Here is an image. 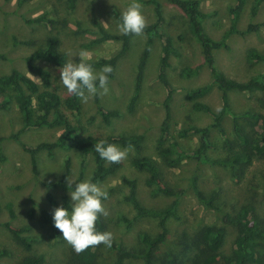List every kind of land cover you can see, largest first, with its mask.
<instances>
[{
	"label": "rangeland",
	"instance_id": "obj_1",
	"mask_svg": "<svg viewBox=\"0 0 264 264\" xmlns=\"http://www.w3.org/2000/svg\"><path fill=\"white\" fill-rule=\"evenodd\" d=\"M162 4L163 21L161 29L173 37L176 46L181 51V56H171L170 65L166 69L167 78L174 88L170 99L171 113L169 124L171 138L177 140L187 150H194L200 144L199 135L192 134L187 138L179 137L177 132L190 125L207 127L212 123V117L206 113L192 109L191 102L186 98L187 91L195 86L211 81V75L203 66L201 73L190 78L183 77L180 72L185 66H195L202 62L200 44L188 30V18L177 7L167 0H159ZM236 0H202L201 9L208 14L204 21L206 31L215 39H220L230 26L229 7ZM143 5L142 12L147 23L157 20L155 5L138 0ZM131 0H75L74 7L69 0H0V53L5 54V59H0V76L12 72L13 69L30 75L40 82L38 76L29 72L26 56L44 46L48 36H57L60 41V50L67 53L68 60L73 59L79 63V53L83 50L88 53L89 60L110 58L122 48L119 39L108 40L95 44L90 49L83 44L97 38L98 28L93 24V19L100 21L110 33L120 34L119 21L112 13L116 7L121 12L127 9ZM253 0H247L246 7L241 15L240 28L244 29L250 22H264V3L257 16L251 17L250 9ZM45 15L43 22H28L30 18ZM81 29L89 31L79 32ZM183 35L184 39H179ZM147 36H134L129 49L121 54L117 61V68L113 79L109 82V93L99 96V104L106 110L119 112L111 124L105 123L98 111L96 95L90 97L87 103L81 101V115L78 119L72 115L71 110L66 114L74 122L80 121L82 125L97 136L109 135H134L144 136L143 149L137 152L133 147L127 159L122 162L117 172L97 183L111 194L104 201L108 212L103 215L106 222L104 232H112L113 244L121 245L127 249L140 251L144 246L139 240L141 232H148L155 236L161 232L158 219L142 217L134 220L132 225L119 218L124 215L132 219L136 210L125 199L130 191L124 178L137 181L138 197L147 207L162 208L169 205L176 196L163 193L154 194L152 188L146 183L148 173L132 165L136 156H150L160 164L163 176L162 185L180 191L187 188L193 175L205 190L219 192L218 205L221 210L205 209L198 203L194 193L188 191L179 200V218L171 217L167 220L169 232L165 244H161L156 252L155 264H165L167 252L179 255L184 264H195L196 256L200 252L196 237L206 224L226 225L227 238L222 249L224 254L232 251L236 230L224 222L225 213H234L243 204H252L264 217V158H255L251 166L242 172L241 177L233 176L229 168L214 165L196 159H185L178 167L168 168L158 151V139L161 127L167 115L165 104L169 88L159 78V61L161 56L162 41L155 39L152 51L148 58L142 89L133 111L128 109L129 101L134 93L138 64L145 47ZM231 49H222L216 53L219 68L228 76L238 80H248L251 77L264 73V62H249L247 50L256 48L264 53V26L259 32L248 34H233L228 39ZM88 60V61H89ZM39 64L51 69L55 76V84L62 96L67 95V90L60 81V69L50 61L37 60ZM96 71L102 67L93 66ZM55 86V85H54ZM221 91L214 86L212 91L203 99L215 110L222 106ZM0 93V104L4 100ZM230 105L234 112L261 110L259 98L263 94L256 92H230ZM233 116L227 114L224 126L230 136H233ZM240 122L249 127L247 119L241 118ZM23 127L22 114L14 101L7 107H0V257L1 264H19L27 255L45 254L44 264H73L71 259L72 247L64 240L53 235L50 226L41 220L42 210L53 216L54 209L65 206L63 197L68 196L71 201L70 189L59 186L48 187L57 181L65 168V161L71 158V173L69 177L75 182L84 162L86 165L84 180H90L95 169L92 156L82 155L75 150L56 148L52 152L46 149L36 154L37 172L35 173L31 153L24 149L22 143L33 147L41 142H52L61 133V128L32 127L21 130ZM21 130V132H20ZM19 133V140L11 137ZM169 140V141H170ZM210 145L208 154L216 157L224 154L223 140L216 128H210ZM167 145L169 143H166ZM121 148V144H116ZM73 182V184H74ZM68 183V181H67ZM48 194H51L50 200ZM11 205L16 213L12 217L9 212ZM67 208V207H66ZM34 212L30 214L31 210ZM10 221L14 226H31L26 235L35 238L33 249L26 250L19 244L11 232L2 223ZM108 248L101 244L98 250V262L101 264H115L119 251L113 247ZM123 264H145L142 258H126Z\"/></svg>",
	"mask_w": 264,
	"mask_h": 264
},
{
	"label": "trees",
	"instance_id": "obj_2",
	"mask_svg": "<svg viewBox=\"0 0 264 264\" xmlns=\"http://www.w3.org/2000/svg\"><path fill=\"white\" fill-rule=\"evenodd\" d=\"M27 0H19L20 3ZM143 2L152 3L155 5L157 20L148 23L144 34L147 36V41L138 64V72L134 93L129 101L128 109L134 110L135 103L138 100L141 89L144 71L152 46L155 39L160 38L162 41L161 56L159 61V78L169 88V94L165 104L167 109L166 118L161 127V135L158 139L159 155L168 168L178 167L185 159H196L198 161L220 165L229 168L233 176L241 177L242 172L251 166L255 158H264V73H260L251 77L248 80H238L228 76L219 68L216 59V53L222 49H231L228 39L233 34H248L251 32H259L264 22H250L246 28H240V20L244 11L247 0H236L229 7L230 26L224 32L220 39L213 38L205 29L204 21L208 14L201 9L202 0H167L169 3L177 7L188 18V30L195 40L200 44L202 51V62L195 66H185L182 68L180 75L183 77H193L201 73L203 66L207 68L211 75V81L190 88L186 93V98L191 102L192 109L206 113L212 117V123L207 127H199L190 125L181 128L177 134L179 137L187 138L192 134L199 135L200 144L194 150L187 151L181 144L175 140H170V124L169 115L170 99L173 96L174 88H172L166 74V69L170 65L171 56H181L180 49L176 46L173 37L164 33L161 29L163 21L162 4L159 0H142ZM70 6L74 7L75 0H69ZM264 0H253L250 9L251 17H255L260 12V8ZM112 13L119 21L122 22V12L113 7ZM45 15L36 18H30L28 22H43ZM93 24L98 28L100 34L97 38L86 42L83 47L90 49L95 44H100L108 40L119 39L122 41L121 50L110 58H100L98 60H89L92 66L104 67L111 65L113 72L109 75V82L113 79L117 61L121 54L129 49L130 42L135 35H122L110 33L107 28L98 20L93 19ZM89 31V29H81L79 32ZM179 39H184L183 35ZM247 60L249 62H264V53L256 48L247 50ZM6 55L0 53V59H5ZM26 63L30 73L38 76L40 82L36 81L30 75L13 69L12 72L0 76V93L4 94V100L0 107L7 108L12 101L17 105V108L22 114L23 127L25 130L32 127H51L61 128L62 131L57 138L52 142H41L36 146L30 147L22 143L24 149L31 153L32 164L35 173L37 172L36 154L46 149L52 152L56 148L67 150H75L82 155L92 156L95 161V169L90 180L94 183H99L114 175L122 162L119 164L109 163L101 159L98 152L95 151V144L100 140H104L106 144H121L123 147L132 145L137 152L143 149L144 136L141 134L134 135H109L97 136L94 132L87 130L81 122L74 123L66 114V110H71L72 115L77 119L81 115L80 99L74 95L67 93L62 96L59 88L55 84V76L51 69L45 65L39 64L37 60L50 61L56 66H63L68 61L66 52L60 50V41L57 36H48L44 46L39 47L34 52L26 56ZM55 85V86H54ZM216 86L221 91L222 106L215 110L211 104L203 100ZM260 92L263 97L259 98L261 110L234 112L230 105V92ZM96 103L98 111L101 114L105 123L111 124L114 117L119 115L116 110H106L98 102L99 96L96 95ZM227 114H231L233 120V136H230L224 126V119ZM247 119L249 127L240 122V119ZM210 128H216L223 140V152L216 157L208 154L210 145L209 134ZM20 130V132H21ZM12 134L11 137L19 140V133ZM4 137L0 136V142ZM170 140V141H169ZM166 143H169L168 145ZM132 165L137 169L146 171L148 177L146 183L152 188L154 194L163 193L169 196H176L169 205L162 208L147 207L143 205L138 197L137 181L134 179L124 178V182L129 186L130 191L125 195V199L129 201L136 214L132 219L126 218L123 214L119 215L120 219L125 220L128 225H132L134 220L142 217H153L158 219L162 230L157 235L153 236L148 232H141L139 240L144 246L140 251L127 249L121 245L113 244V247L119 251L118 258L115 264H123L126 258H142L145 264H155L154 259L156 252L161 244H165L169 227L167 220L171 217L179 218L178 206L180 197L191 191L194 193L199 204L205 209L220 211L218 205L219 192L217 190H205L201 187L197 175H193L190 179L187 188L180 191L172 189L170 186H163V176L161 173L160 164L155 158L150 156H136L132 159ZM86 165L83 162L80 173L73 184L82 182L85 177ZM71 173V158L65 161V168L61 177L52 184H47L48 187L59 186L64 189L68 188V178ZM264 186V184H263ZM109 195L111 191H108ZM49 199H52L51 194H48ZM109 197V196H108ZM64 204L67 208L71 206L68 196L63 197ZM105 201V200H104ZM103 201V204H104ZM10 215L14 218L16 213L11 205H9ZM34 212L31 210L30 214ZM224 222L231 225L236 230L232 251L230 254H224L222 249L227 238L226 225L206 224L200 230L196 237L197 246L200 248L199 254L196 256L195 264H264V217L258 213L257 209L252 204H243L234 213H225L223 215ZM41 220L50 226L53 235L58 238H63V234L54 226L53 216L48 211L42 210ZM1 224V223H0ZM13 235L14 239L21 244L26 250L33 249L35 238L26 235L25 232L31 230V226H14L10 221L2 223ZM96 229L98 232H104L106 222L103 215H100ZM98 247H90L86 251L77 254L73 248L71 249V259L73 264H101L98 262ZM4 251L0 252V257ZM46 262L45 254L27 255L19 264H44ZM165 264H184L179 255L167 252L165 256ZM1 264V263H0Z\"/></svg>",
	"mask_w": 264,
	"mask_h": 264
},
{
	"label": "clouds",
	"instance_id": "obj_3",
	"mask_svg": "<svg viewBox=\"0 0 264 264\" xmlns=\"http://www.w3.org/2000/svg\"><path fill=\"white\" fill-rule=\"evenodd\" d=\"M142 8L143 5L138 0H131L127 9L122 12V22L118 25L120 34L143 37L148 23ZM78 55L81 58L79 63L70 59L60 69V81L67 93L78 97L82 103H87L90 97L97 94L101 97L107 95L110 91L108 74L113 72L112 66L105 65L96 71L88 62L86 51L82 50ZM132 147L128 145L121 148L116 144H106L104 140H100L95 144V151L99 153L101 159L119 164L127 159ZM73 182L69 177L71 206L69 208L59 206L54 209V226L77 254L101 244L111 248L113 233L98 232L96 229L100 215H108L103 204L109 196L108 191L91 180L75 183L74 188Z\"/></svg>",
	"mask_w": 264,
	"mask_h": 264
}]
</instances>
